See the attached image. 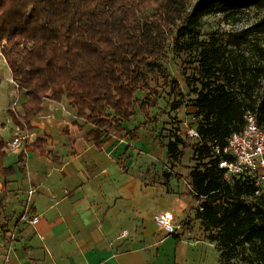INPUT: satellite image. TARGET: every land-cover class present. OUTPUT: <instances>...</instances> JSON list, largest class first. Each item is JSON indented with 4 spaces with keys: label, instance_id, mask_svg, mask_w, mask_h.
Masks as SVG:
<instances>
[{
    "label": "trees",
    "instance_id": "trees-1",
    "mask_svg": "<svg viewBox=\"0 0 264 264\" xmlns=\"http://www.w3.org/2000/svg\"><path fill=\"white\" fill-rule=\"evenodd\" d=\"M251 8L264 9V0H0L2 51L12 80L28 98L22 115H10L31 132L45 100L66 99L95 126L88 138L101 147L105 134L122 129L137 106L150 119L157 102L145 70L169 76L171 42L200 38L207 16L234 18ZM263 26L264 21L255 27ZM196 48L195 73L187 82L200 139L192 141L177 128L165 145L167 158L176 164L192 150L189 192L201 202L196 217L216 245L219 264H264V199L255 196L247 178L227 183L214 154L216 145L224 147L244 129L248 111L264 123V96L257 94L264 63L251 68L217 40H198ZM139 92L146 94L140 102ZM39 144L41 139L34 147ZM7 156L0 130V174L6 178L15 174L4 166Z\"/></svg>",
    "mask_w": 264,
    "mask_h": 264
},
{
    "label": "crops",
    "instance_id": "crops-1",
    "mask_svg": "<svg viewBox=\"0 0 264 264\" xmlns=\"http://www.w3.org/2000/svg\"><path fill=\"white\" fill-rule=\"evenodd\" d=\"M10 118L0 129L8 145L27 137L4 160L15 174H0V264H203L201 246L216 247L156 224V214L169 212L181 226L194 198L179 178L151 175L126 124L98 147L88 138L95 126L66 99L45 100L31 132Z\"/></svg>",
    "mask_w": 264,
    "mask_h": 264
},
{
    "label": "rangeland",
    "instance_id": "rangeland-1",
    "mask_svg": "<svg viewBox=\"0 0 264 264\" xmlns=\"http://www.w3.org/2000/svg\"><path fill=\"white\" fill-rule=\"evenodd\" d=\"M264 21V9L251 8L238 13L234 18H226L223 14H213L202 19L200 23V38L186 37L178 44L173 41L170 44L168 57L165 60V67L169 76L163 77L156 69L145 70L150 85L151 94L156 100V106L149 110L148 114L141 111L137 106L136 114L131 121L126 122L130 131V144L137 150L143 151L139 161L149 162L150 172L153 176H159L162 181H167L173 176L179 178L182 186L187 192L189 188V174L195 166L191 148L185 151L181 162L172 164L168 161L165 145L171 138L173 131L179 128L182 132L189 127H197L198 121L194 116L191 95L187 78H191L195 71L193 63L196 54V42L204 40H217L222 44L228 53L239 62H246L251 68L264 63V26L256 28ZM258 96H264V76L261 79ZM145 93L137 94L138 102L144 100ZM17 97V99H16ZM26 96L18 91L13 85L12 74L7 65L0 64V129L10 127V112L19 111ZM17 100V106L13 102ZM179 103V108L173 110V104ZM7 139V132L2 134ZM4 139V140H5ZM139 143H136L137 141ZM14 151V150H13ZM12 152V151H10ZM9 152V153H10ZM11 154V153H10ZM135 158V160H136ZM150 174V173H149ZM200 201L194 200V206L190 215L181 223L184 231L192 233L194 237L206 240V234L201 226L200 220L196 217V209ZM203 258V264H219L218 251L215 246L208 243L201 246L199 250Z\"/></svg>",
    "mask_w": 264,
    "mask_h": 264
},
{
    "label": "built area",
    "instance_id": "built-area-1",
    "mask_svg": "<svg viewBox=\"0 0 264 264\" xmlns=\"http://www.w3.org/2000/svg\"><path fill=\"white\" fill-rule=\"evenodd\" d=\"M0 43V64L8 66L6 57ZM13 85L20 91L19 85L13 80ZM17 100L13 106H17ZM245 127L239 133L232 134L224 147L216 145L214 154L221 158L219 168L224 172V180L229 183L234 178H247L255 187V196L264 199V123H260L256 113L248 111L245 114ZM184 134L192 140L200 139L194 127H187ZM27 137V136H26ZM25 136H17L8 145V150L13 151L22 147ZM156 224L169 234H177L182 227L175 224L172 213L162 212L154 216ZM38 218L32 220L35 225ZM127 234V231L124 232Z\"/></svg>",
    "mask_w": 264,
    "mask_h": 264
}]
</instances>
